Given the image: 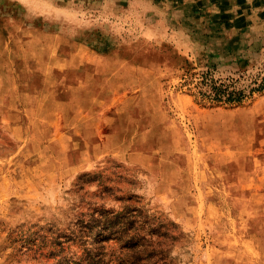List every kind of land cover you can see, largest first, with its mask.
I'll use <instances>...</instances> for the list:
<instances>
[{
	"label": "rangeland",
	"instance_id": "obj_1",
	"mask_svg": "<svg viewBox=\"0 0 264 264\" xmlns=\"http://www.w3.org/2000/svg\"><path fill=\"white\" fill-rule=\"evenodd\" d=\"M195 72L264 75V34L160 0H0V264H264V92L201 104Z\"/></svg>",
	"mask_w": 264,
	"mask_h": 264
},
{
	"label": "crops",
	"instance_id": "obj_2",
	"mask_svg": "<svg viewBox=\"0 0 264 264\" xmlns=\"http://www.w3.org/2000/svg\"><path fill=\"white\" fill-rule=\"evenodd\" d=\"M160 4L178 9L191 23H205L215 32L235 37L264 34V0H160Z\"/></svg>",
	"mask_w": 264,
	"mask_h": 264
},
{
	"label": "trees",
	"instance_id": "obj_3",
	"mask_svg": "<svg viewBox=\"0 0 264 264\" xmlns=\"http://www.w3.org/2000/svg\"><path fill=\"white\" fill-rule=\"evenodd\" d=\"M245 62L242 64L244 66ZM184 85L188 86L191 95L195 101L201 104H209L213 106H238L251 98L254 94L264 92V75L252 77L245 85H239L238 79H214L208 72L189 73L184 81ZM137 231V230H136ZM176 241V238H172ZM130 244L127 247L128 258L130 261L139 262V252L137 247L144 242V238L140 234L134 232L130 236ZM146 249V247H144ZM161 255L151 250L145 256V264H148L150 259L158 258ZM141 259V258H140ZM165 258H163L164 260ZM162 260V256L159 261ZM143 261V260H140ZM132 263V262H131Z\"/></svg>",
	"mask_w": 264,
	"mask_h": 264
}]
</instances>
